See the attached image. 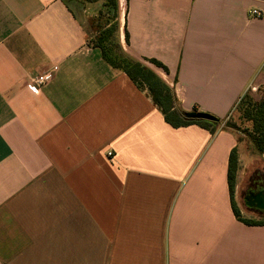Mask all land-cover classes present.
<instances>
[{"label":"crops","instance_id":"1","mask_svg":"<svg viewBox=\"0 0 264 264\" xmlns=\"http://www.w3.org/2000/svg\"><path fill=\"white\" fill-rule=\"evenodd\" d=\"M102 11L0 0V264H264V225L232 206V151L238 179L245 159L225 125L246 93L263 96L264 0H119L125 53L166 65L147 62L182 110L222 121L215 133L172 126L106 62L92 45Z\"/></svg>","mask_w":264,"mask_h":264},{"label":"trees","instance_id":"2","mask_svg":"<svg viewBox=\"0 0 264 264\" xmlns=\"http://www.w3.org/2000/svg\"><path fill=\"white\" fill-rule=\"evenodd\" d=\"M87 1L94 2L99 0ZM103 1L104 11L100 13L101 31L92 41V45L95 48L100 49L106 62L113 68L125 72L139 88L148 89L154 103L162 110L166 120L172 126L179 128L192 124H198L211 129V131L215 133L222 124V121L219 118L208 114L212 117V119H194V115L202 112H198L197 110L191 112L182 110L179 105L175 88L165 82L152 68L145 65L142 61L136 60L127 55L121 43H116V34L118 33L119 38L120 29V23L118 21L119 0ZM110 11L112 12L111 15L107 13ZM126 41L129 42V33L127 29ZM145 61L163 69L166 73H169L168 67L160 61L156 59H145ZM236 112L240 114L241 119L247 120L252 124L251 130L248 133L249 137L251 138L255 148L260 153H264V89L261 99H256L251 92L246 93L238 103ZM225 125L237 131L239 130V127L231 122L230 119L225 123ZM239 168V154L238 149L235 148L230 156L228 172L232 206L235 215L239 220L248 225H264V216L260 219L244 218L237 206V202L235 201V187Z\"/></svg>","mask_w":264,"mask_h":264},{"label":"rangeland","instance_id":"3","mask_svg":"<svg viewBox=\"0 0 264 264\" xmlns=\"http://www.w3.org/2000/svg\"><path fill=\"white\" fill-rule=\"evenodd\" d=\"M109 15L112 14V12H107ZM107 19V18H106ZM116 43H120L118 38V33L116 34ZM145 65L149 66L146 61H142ZM230 121L236 124L239 127L238 132L241 134V153H244V162H241V173L240 177L238 179V174L236 178V187H235V193L238 190L239 193H237V206L241 212V209L243 208L245 210V213L242 214L243 217L246 218H253V219H260L256 218V216L249 212V209H247L243 196L246 191V189L249 186L250 179L256 174V170H264V153H260L255 146L253 145L251 138L249 137V131L251 130L252 124L244 119H241V116L238 112H235L234 115L230 118ZM240 169V168H239ZM239 172V171H238ZM263 174V173H261ZM239 186V189H238Z\"/></svg>","mask_w":264,"mask_h":264},{"label":"flooded vegetation","instance_id":"4","mask_svg":"<svg viewBox=\"0 0 264 264\" xmlns=\"http://www.w3.org/2000/svg\"><path fill=\"white\" fill-rule=\"evenodd\" d=\"M258 198L264 200V174L253 178L243 196L246 206L255 210L261 209Z\"/></svg>","mask_w":264,"mask_h":264},{"label":"built area","instance_id":"5","mask_svg":"<svg viewBox=\"0 0 264 264\" xmlns=\"http://www.w3.org/2000/svg\"><path fill=\"white\" fill-rule=\"evenodd\" d=\"M251 14L253 16H260V12L256 9L252 10ZM57 70H58V67L55 66L44 73L31 76L27 83V86L34 87V88H40V87L47 85L54 78V75ZM252 92L256 96L258 92V88L256 87L253 88ZM110 155H112V153H110Z\"/></svg>","mask_w":264,"mask_h":264},{"label":"water","instance_id":"6","mask_svg":"<svg viewBox=\"0 0 264 264\" xmlns=\"http://www.w3.org/2000/svg\"><path fill=\"white\" fill-rule=\"evenodd\" d=\"M194 119H198V120H210L212 119V117L206 113H197L196 115H194L193 117ZM258 202L260 204V208L264 209V200L258 198Z\"/></svg>","mask_w":264,"mask_h":264}]
</instances>
